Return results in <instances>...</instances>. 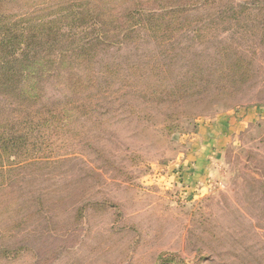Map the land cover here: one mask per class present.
I'll use <instances>...</instances> for the list:
<instances>
[{
    "label": "rangeland",
    "instance_id": "obj_1",
    "mask_svg": "<svg viewBox=\"0 0 264 264\" xmlns=\"http://www.w3.org/2000/svg\"><path fill=\"white\" fill-rule=\"evenodd\" d=\"M45 1L6 7L40 16ZM212 1L106 48L117 92L97 123L78 115L75 141L0 193V264H264V0ZM44 91L68 95L64 79Z\"/></svg>",
    "mask_w": 264,
    "mask_h": 264
},
{
    "label": "trees",
    "instance_id": "obj_2",
    "mask_svg": "<svg viewBox=\"0 0 264 264\" xmlns=\"http://www.w3.org/2000/svg\"><path fill=\"white\" fill-rule=\"evenodd\" d=\"M12 1L0 0L3 194L15 170L50 165L59 142L75 141L78 115L79 120L97 123L95 106L117 92L113 69H99L100 57L112 41L121 35L132 41L135 33L144 30L154 38L170 32L181 23L189 4H196L188 0H46L44 15L35 16L7 9ZM250 68L239 62L231 70L245 82ZM55 79L65 80L68 95L62 101L46 102L44 87ZM179 88L172 93L149 89L141 95L164 104L189 95V88Z\"/></svg>",
    "mask_w": 264,
    "mask_h": 264
},
{
    "label": "crops",
    "instance_id": "obj_3",
    "mask_svg": "<svg viewBox=\"0 0 264 264\" xmlns=\"http://www.w3.org/2000/svg\"><path fill=\"white\" fill-rule=\"evenodd\" d=\"M225 142H226V141H225ZM218 145H219L220 148H222L221 146H225V145H224V141L222 140V141L218 142V143H217V146H218Z\"/></svg>",
    "mask_w": 264,
    "mask_h": 264
}]
</instances>
